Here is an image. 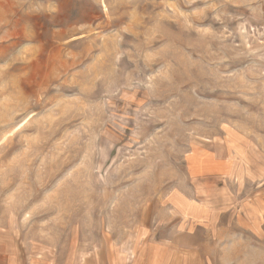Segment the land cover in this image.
Returning a JSON list of instances; mask_svg holds the SVG:
<instances>
[{"label":"rangeland","instance_id":"rangeland-1","mask_svg":"<svg viewBox=\"0 0 264 264\" xmlns=\"http://www.w3.org/2000/svg\"><path fill=\"white\" fill-rule=\"evenodd\" d=\"M3 243L264 264V0H0Z\"/></svg>","mask_w":264,"mask_h":264},{"label":"crops","instance_id":"crops-1","mask_svg":"<svg viewBox=\"0 0 264 264\" xmlns=\"http://www.w3.org/2000/svg\"><path fill=\"white\" fill-rule=\"evenodd\" d=\"M178 252L173 251L170 254L169 260L165 261L164 264H181L178 261ZM0 264H20L19 259L15 254L8 253V247L6 243L0 244Z\"/></svg>","mask_w":264,"mask_h":264}]
</instances>
